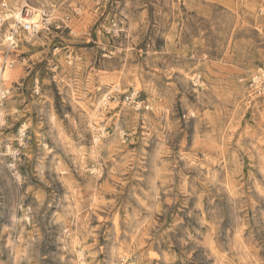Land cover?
<instances>
[{"label": "rangeland", "instance_id": "obj_1", "mask_svg": "<svg viewBox=\"0 0 264 264\" xmlns=\"http://www.w3.org/2000/svg\"><path fill=\"white\" fill-rule=\"evenodd\" d=\"M8 4L0 264H264V0Z\"/></svg>", "mask_w": 264, "mask_h": 264}, {"label": "built area", "instance_id": "obj_2", "mask_svg": "<svg viewBox=\"0 0 264 264\" xmlns=\"http://www.w3.org/2000/svg\"><path fill=\"white\" fill-rule=\"evenodd\" d=\"M20 17H19V15ZM10 14L8 0H0V31L2 28L8 24V31L4 35V43L8 52H18V50L22 47V39L26 40V37L34 38L39 33L46 29L50 30L52 27L51 14L48 10L40 11V20L34 22L33 12L30 10L28 6H23L21 11L15 13V16ZM13 20L12 23H8L9 20ZM27 41V40H26ZM9 60H4L0 65V102L4 101L10 95V89L4 86V73L7 67L9 66ZM107 100H105V104H108V100L111 99V95H108ZM124 103H128L132 105L137 110L142 109L141 103L138 101L137 94L135 92L126 94L124 96ZM27 139V128L22 126L18 132V147L11 148L8 146L6 151L10 155L12 159L11 168L15 170L16 162L18 157L20 156L21 148L25 144Z\"/></svg>", "mask_w": 264, "mask_h": 264}, {"label": "bare ground", "instance_id": "obj_3", "mask_svg": "<svg viewBox=\"0 0 264 264\" xmlns=\"http://www.w3.org/2000/svg\"><path fill=\"white\" fill-rule=\"evenodd\" d=\"M34 11V10H33ZM39 11V10H38ZM37 11V12H38ZM16 13V12H15ZM19 15V14H18ZM11 16V15H10ZM19 17H20V15H19ZM32 20H34V22H37L38 20H39V15L35 12V15H34V17H33V19ZM27 39L29 40V41H32L33 39L32 38H29V37H27ZM0 122H3V120H2V118H1V116H0ZM25 127V126H24ZM82 256V255H81Z\"/></svg>", "mask_w": 264, "mask_h": 264}]
</instances>
